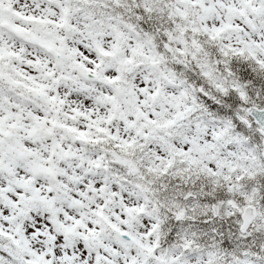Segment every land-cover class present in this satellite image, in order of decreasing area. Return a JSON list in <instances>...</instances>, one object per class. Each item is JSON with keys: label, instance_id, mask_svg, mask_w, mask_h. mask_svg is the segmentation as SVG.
Returning <instances> with one entry per match:
<instances>
[{"label": "snow or ice", "instance_id": "obj_1", "mask_svg": "<svg viewBox=\"0 0 264 264\" xmlns=\"http://www.w3.org/2000/svg\"><path fill=\"white\" fill-rule=\"evenodd\" d=\"M0 264H264V0H0Z\"/></svg>", "mask_w": 264, "mask_h": 264}]
</instances>
